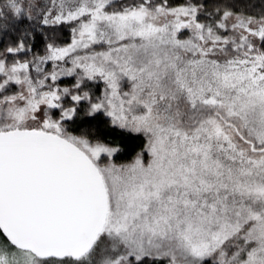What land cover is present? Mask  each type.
<instances>
[{"label": "snow or ice", "instance_id": "6c2138e0", "mask_svg": "<svg viewBox=\"0 0 264 264\" xmlns=\"http://www.w3.org/2000/svg\"><path fill=\"white\" fill-rule=\"evenodd\" d=\"M0 264H264V0H0Z\"/></svg>", "mask_w": 264, "mask_h": 264}]
</instances>
